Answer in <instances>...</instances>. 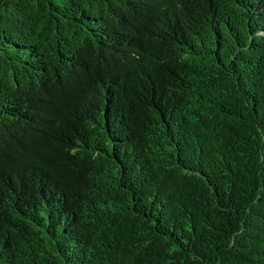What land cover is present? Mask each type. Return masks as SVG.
I'll return each mask as SVG.
<instances>
[{
    "label": "trees",
    "instance_id": "16d2710c",
    "mask_svg": "<svg viewBox=\"0 0 264 264\" xmlns=\"http://www.w3.org/2000/svg\"><path fill=\"white\" fill-rule=\"evenodd\" d=\"M0 264H264V0H0Z\"/></svg>",
    "mask_w": 264,
    "mask_h": 264
}]
</instances>
